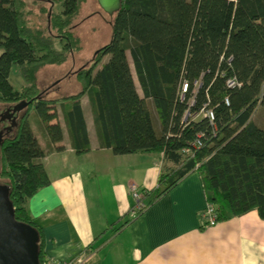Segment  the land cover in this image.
Returning a JSON list of instances; mask_svg holds the SVG:
<instances>
[{"label":"trees","instance_id":"trees-1","mask_svg":"<svg viewBox=\"0 0 264 264\" xmlns=\"http://www.w3.org/2000/svg\"><path fill=\"white\" fill-rule=\"evenodd\" d=\"M27 1L0 0V183L9 188L15 218L38 233L40 264L47 258L44 233L28 201L50 183L46 153L62 148L55 145L63 137L57 104L75 153L90 150L80 100L84 94L100 147L114 154L163 152L173 164L133 218L196 171L218 222L250 210L264 220V123L252 119L261 107L264 120V0H121L112 14L111 40L96 50L90 65L75 72L80 90L54 98L39 86L38 71L61 65L80 50L71 26L86 0H46L41 11H51L44 27H31ZM13 65L24 82L19 89L9 79ZM231 78L240 85L229 87ZM184 81L187 90L181 97ZM21 101L26 106L13 113L11 124L5 110ZM31 108L46 148L31 128ZM202 109L213 111V124L203 116L192 118ZM199 132L206 140L185 156L182 148ZM90 249L78 255L86 259Z\"/></svg>","mask_w":264,"mask_h":264},{"label":"crops","instance_id":"crops-1","mask_svg":"<svg viewBox=\"0 0 264 264\" xmlns=\"http://www.w3.org/2000/svg\"><path fill=\"white\" fill-rule=\"evenodd\" d=\"M85 95L80 100L90 150L75 153L57 104L63 137L55 145L62 148L46 153L43 164L50 183L28 201L43 230L48 259L68 260L90 245L83 264H264V220L250 210L214 226L204 224L206 201L196 171L133 218L135 193L147 203L161 174L173 164L163 152L114 154L100 147ZM33 124L46 148L35 120ZM127 219L131 221L114 230Z\"/></svg>","mask_w":264,"mask_h":264},{"label":"rangeland","instance_id":"rangeland-1","mask_svg":"<svg viewBox=\"0 0 264 264\" xmlns=\"http://www.w3.org/2000/svg\"><path fill=\"white\" fill-rule=\"evenodd\" d=\"M27 3L30 10L29 19L31 27H44L48 23H46V20H48L49 11L45 13L41 11V8L48 5L47 1L37 0L36 2H31V0H28ZM112 18L113 15L105 12L99 6L97 0H86L81 4L78 16L74 19L71 26L74 35L80 41V50L69 56L63 64H47L38 71V84L42 89L47 90L45 93L47 97L54 98L75 94L80 90V84L75 77V72L84 65H90L96 50L111 40ZM126 53L135 83L141 91L130 53L129 51ZM9 79L15 89H19L24 84L16 65L12 66ZM84 105L86 109L90 107L87 95L84 97ZM0 107L2 106L0 105ZM150 110L155 130L158 132L160 125L158 128L156 127V124L158 125V119L152 105L150 106ZM199 117H201V114L194 116V119H198ZM29 119L30 125L33 126L34 108H31ZM252 119L259 126L263 125L264 120L261 107L256 109Z\"/></svg>","mask_w":264,"mask_h":264},{"label":"water","instance_id":"water-1","mask_svg":"<svg viewBox=\"0 0 264 264\" xmlns=\"http://www.w3.org/2000/svg\"><path fill=\"white\" fill-rule=\"evenodd\" d=\"M107 13L113 14L121 5V0H97ZM50 11L48 17L50 16ZM26 106L25 101L5 110V118L13 124V113ZM1 115V114H0ZM4 119V117H1ZM2 131L0 130V144ZM0 264H40L38 233L31 225L17 220L9 197V188L0 183Z\"/></svg>","mask_w":264,"mask_h":264},{"label":"built area","instance_id":"built-area-1","mask_svg":"<svg viewBox=\"0 0 264 264\" xmlns=\"http://www.w3.org/2000/svg\"><path fill=\"white\" fill-rule=\"evenodd\" d=\"M227 85L229 87H232L234 85H240L239 82H237L235 79L231 78L227 80ZM187 90V82H183L181 85V97H183L184 93ZM225 102L228 103L227 99H225ZM201 114V116L206 117L209 119V122L213 124L214 120V114L212 110L209 109H202L199 112L195 113L192 118L194 119V116H197ZM206 140V135L203 132H199L196 137H194L193 140L187 142V144L182 148V153L185 156H192L194 152L199 149L203 142ZM135 206L131 209L130 213L132 216H134L138 210H140L142 207H144V203L141 199V197L135 193ZM202 217L208 226H214L218 223L216 220V206L213 203H206L204 211L202 213ZM85 257L83 255H77L71 259L64 260V261H51L50 259L46 258L42 264H82L84 262Z\"/></svg>","mask_w":264,"mask_h":264}]
</instances>
